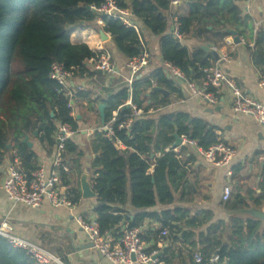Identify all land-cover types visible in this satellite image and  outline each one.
Returning <instances> with one entry per match:
<instances>
[{
    "label": "trees",
    "instance_id": "obj_1",
    "mask_svg": "<svg viewBox=\"0 0 264 264\" xmlns=\"http://www.w3.org/2000/svg\"><path fill=\"white\" fill-rule=\"evenodd\" d=\"M103 1L0 0V157L9 151L7 144L12 143L16 151L12 156L13 162L18 170L31 178L39 167L33 163L36 151L23 142L26 135L33 137V132L38 129L39 134L34 138L46 141L53 147L57 142L55 136L59 124L67 123L78 133L80 120L76 113L73 114L75 109L78 112L82 108L95 109L98 101L103 102L106 104L105 123H108L114 111L120 116L132 112L127 104L130 100L143 110L130 128L119 130L117 124H113V135L98 130L94 133L93 146L97 155L91 162V184L97 194L96 219L101 231L109 236L123 221L130 226H142L145 218L157 219L162 231L173 229L183 218V214L179 215L182 213L180 209L147 211L158 205L172 204L176 200L177 179L181 181L187 176L182 159L187 158L186 147L182 152L165 150L175 142L173 134L196 141L203 149L224 141L203 118L177 110L148 113L151 108L165 107L171 102L169 96L165 97L159 90L147 95L153 86L151 79L155 80V87L165 88L178 97L184 95L182 83L171 77L166 66L135 78L131 86L121 85L116 91L108 89L111 93L107 97L92 98L90 91H78L74 107L68 106L65 89L50 77L51 64L54 61L63 63L75 85L81 84L83 78L99 76L98 71L92 70L89 65V60L96 59L98 53L86 43L73 44L68 31L82 21H94L96 14L89 7H98ZM238 1L183 0L184 10L178 6L173 11L181 22L182 40L193 37L220 47L228 36L225 31L227 26L235 28L238 35L243 36L249 22L241 17ZM117 2L120 7L130 9L133 18L141 21L151 34L158 37L164 62L179 68L188 82L197 86L202 84L203 69L213 63V56L201 47L190 51L174 36L170 0ZM104 30L111 34L117 50L128 59L142 53L143 36L140 29L112 18L105 21ZM252 57L256 68L264 75L262 28L257 31ZM210 90L216 91L213 88ZM220 93H217L218 97ZM39 123H42L41 127ZM75 137L66 141L62 154L60 179L65 184L68 182L62 167L68 155L75 154L76 161L85 155ZM117 142L124 144L125 149L117 148ZM158 152L161 156L156 158ZM152 166L153 170L150 171ZM261 177L262 196L255 199L258 205L264 199V166ZM69 199L78 203L80 192L73 189ZM128 202L134 210L139 211L133 219H130L126 208ZM231 230L228 242L219 241L216 246L219 254L217 263L264 264V221L236 217ZM152 250L147 249L149 252ZM172 255L166 250L159 253L161 262L166 264H172ZM0 264L38 263L27 251L11 246L6 238L0 236ZM201 264H208L207 260Z\"/></svg>",
    "mask_w": 264,
    "mask_h": 264
},
{
    "label": "crops",
    "instance_id": "obj_2",
    "mask_svg": "<svg viewBox=\"0 0 264 264\" xmlns=\"http://www.w3.org/2000/svg\"><path fill=\"white\" fill-rule=\"evenodd\" d=\"M182 4L179 8L184 10ZM237 5L241 8V17L248 19L247 30L240 37V43H235L234 37L228 33L223 44L217 47V52L219 56L221 52H228L231 54V58L225 62L219 61V65L229 78L236 81L243 94L264 102V91L258 86L261 73L256 68L252 57L257 31L260 28L264 29V0L254 2L240 0ZM125 9L130 12L131 26L142 32V52L149 53L148 64L132 77L135 79L161 68L165 62L160 54L158 37L151 34L141 21L133 18L130 9ZM92 11L96 14L94 21H82L78 26L71 27L68 33L73 44L86 43L98 54L99 49L103 47L115 59L122 73L121 76L116 77L98 72L99 76L81 79V84L86 91L91 92L92 98H102L111 93L108 92V89L116 91L121 85H126L125 79L131 77V73L126 66L128 58L117 50L111 34L104 30L105 22L100 14L93 8ZM227 28L235 29L230 26ZM183 40L181 39L190 51L210 44L193 37ZM210 45L211 49L216 47ZM92 61L93 59L89 60L90 67H92ZM212 61L215 63L218 60H215L213 56ZM99 78H102L100 82H98ZM156 88L161 87L152 86L147 95L151 91L157 90ZM166 91V94L162 93L165 97L169 96L171 102L165 107L151 108L148 113L177 110L186 112L192 117L203 118L210 127L215 128L224 143L236 150V153L228 167H218L206 161L199 155L196 148L187 142L183 141V144L176 148H172V145L166 147V151L174 149L175 152H182L183 147H186L187 158L182 159L187 176L181 181L177 179L176 182H179V185L176 190V200L172 204L158 205L147 211L180 209L182 213L179 215L183 214V218L175 224L177 228H167L168 233L165 236L161 234V223L157 219L145 218L142 222L144 229L142 240L146 249H157L159 253L160 250L173 253L172 264H201L204 260H207L208 264H218L211 262V258L218 254L216 252L218 242L227 243L228 238L231 237L233 219L236 217L260 219L253 212L259 210L264 213V199H260L262 200L260 205L255 201L262 196L260 182L264 166V125L251 116L233 112L232 94L227 87L221 88L219 91L221 93L215 104L193 96L187 89H183L182 97ZM101 103L103 102L98 101L95 109L82 108V111L78 112L76 109L74 111L77 119L80 120V128L75 134L74 140L85 155L77 161L74 160L75 154L68 155L65 165L63 164L62 167L66 174L65 180L68 183L65 184L64 180L60 182L62 193L68 197L73 189L80 192L81 199L74 207L70 205L53 207L47 197L37 208L13 204L1 188L10 169L14 165L16 166L12 160V156L16 153L12 143H8L10 147L6 146V148L9 151L0 157V223L4 220L8 221L14 235L52 253L58 260L56 264H112L92 247L86 232L75 219L77 215H82L89 220L97 218L96 198H82L81 178L85 169L88 168L91 183V162L97 155L93 146L94 133L103 126L98 110ZM30 141L33 142L32 147L37 153L33 163L49 170L54 162L57 145L50 147L48 142H41L34 138V135L30 136ZM116 145L125 149V145L121 142H117ZM258 152L260 154H257ZM160 156V152L155 155L156 158ZM87 163L90 166H87ZM152 170L153 166L150 171ZM229 170H231L230 175H228ZM226 184L231 187V195L227 201L223 199V188ZM126 208L130 219H133L139 212L134 210L129 202ZM126 223L128 222L120 223L114 234L109 236L113 244L119 241L118 237ZM195 255H200L202 262H197ZM161 264L166 263L162 261Z\"/></svg>",
    "mask_w": 264,
    "mask_h": 264
},
{
    "label": "built area",
    "instance_id": "obj_3",
    "mask_svg": "<svg viewBox=\"0 0 264 264\" xmlns=\"http://www.w3.org/2000/svg\"><path fill=\"white\" fill-rule=\"evenodd\" d=\"M246 1L254 2L257 0ZM182 2L183 0H170V5L172 7L171 13H173L171 15L172 32L179 40L182 39V34L180 33L181 22L173 11L176 7L180 6ZM90 7L100 14L104 22L113 18L120 19L125 24L131 25L130 12L120 7L117 0H104L98 7L94 5ZM212 49L217 52V47H212ZM230 58V53L221 52L217 62L203 69L204 78L200 86H197L193 82H188L184 73L179 68L166 62L164 66H166L171 77L175 81L182 83V85H186V88H183L187 89L190 94L198 96L211 104L217 103V93H219L221 88L227 87L232 94L233 112L235 114L251 116L257 122L264 125V102L243 94L236 81L229 78L219 65V61L225 62ZM148 62L149 53L147 52H142L128 59L126 66L131 73V77L125 79L127 81L126 85L131 86L134 80L132 77L142 71ZM91 63L92 70L116 77L122 75L111 53L103 47L99 49L98 56ZM50 77L65 89L69 98L68 106L74 107L76 94L78 91L84 90V86L82 84H74L71 73L65 69L64 64L61 62L54 61L51 64ZM151 82L153 86L156 85L155 80L151 79ZM258 86L264 91V75L260 76ZM210 88L216 91H211ZM127 104L131 107L132 112L130 114L120 116L117 111H114L112 119L101 126L99 131H106L108 135H113V124H117L119 130L130 128L134 119L139 117L143 110L138 108L137 105L133 104L130 100ZM73 114L75 113L73 112ZM76 133L77 131H74L69 124H59L55 136L57 141L56 154L53 165L50 166L49 170L44 166H40L32 173L31 178H28L14 165L1 185L8 200L15 205L37 208L41 205L43 199L47 197L53 207L65 205L74 207L76 203H73L66 194L62 193L60 186V166L62 164V154L65 150V143ZM181 138L184 142L194 146L199 155L204 157L206 161L218 167H228L236 153V150L232 146L224 142L211 145L208 149H203L198 146L196 141L190 140L185 136ZM230 174L231 170L228 171V175ZM230 195L231 187L229 184H226L223 188V199L227 201ZM75 219L78 225L86 232L92 247L110 263L161 264L159 250L155 249L149 252L145 248L142 240V235L144 234L142 226H130L129 223H126L121 231L119 241L113 244L109 235L101 231L97 219H85L82 215H77ZM167 233V229L161 232L164 236L167 235ZM0 236L6 238L11 246L27 251L38 264H56L58 262L57 258L46 249L14 235L10 223L6 220L0 223ZM195 258L197 262H202L200 255H195ZM218 260L219 254L211 258V262H218Z\"/></svg>",
    "mask_w": 264,
    "mask_h": 264
},
{
    "label": "water",
    "instance_id": "obj_4",
    "mask_svg": "<svg viewBox=\"0 0 264 264\" xmlns=\"http://www.w3.org/2000/svg\"><path fill=\"white\" fill-rule=\"evenodd\" d=\"M89 8H91V7H89ZM226 31H227V33H229L230 35H232L234 37L235 43L241 42V38L235 29L227 28ZM203 48L207 51H210L213 54L215 60H218V58H219L218 52L212 50L210 44L204 45ZM183 85H184L183 87L186 88V85L185 84H183ZM156 89L165 93V94L167 93V91L165 89H162V88H156ZM105 109H106L105 103H101L98 107L102 125L105 124ZM51 115L53 116L54 113H51ZM41 125H42V123H39L38 126L41 127ZM38 134H39V131H38V129H36L33 132V135L37 136ZM173 136L175 137V142L173 143L172 148H176V147L183 144V139L177 133H174ZM23 142L27 143L28 146H30V147L33 146V142L30 141L29 135L25 136V138L23 139ZM7 147L9 148L10 145L8 144ZM116 147L119 148L118 145H116ZM87 166H90L89 163H87ZM81 191H82V198H84V199H91V198L97 197V194L93 191L92 185L89 181V169L88 168L85 169L84 174L82 175V178H81ZM253 214L255 216H257L258 218L264 220V213L262 211L256 210L255 212H253Z\"/></svg>",
    "mask_w": 264,
    "mask_h": 264
},
{
    "label": "rangeland",
    "instance_id": "obj_5",
    "mask_svg": "<svg viewBox=\"0 0 264 264\" xmlns=\"http://www.w3.org/2000/svg\"><path fill=\"white\" fill-rule=\"evenodd\" d=\"M101 80H102V78H99V79H98V82H100Z\"/></svg>",
    "mask_w": 264,
    "mask_h": 264
}]
</instances>
